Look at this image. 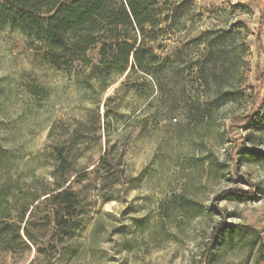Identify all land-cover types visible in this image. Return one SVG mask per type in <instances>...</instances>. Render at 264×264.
Wrapping results in <instances>:
<instances>
[{"label": "rangeland", "instance_id": "obj_1", "mask_svg": "<svg viewBox=\"0 0 264 264\" xmlns=\"http://www.w3.org/2000/svg\"><path fill=\"white\" fill-rule=\"evenodd\" d=\"M187 1L159 26L154 79L108 74L99 45L55 69L43 40L0 26V264L53 243L41 195L60 152L91 171L106 148L122 177L98 196L93 173L73 180L81 224L54 264H198L225 225L217 263L264 264V0Z\"/></svg>", "mask_w": 264, "mask_h": 264}, {"label": "trees", "instance_id": "obj_2", "mask_svg": "<svg viewBox=\"0 0 264 264\" xmlns=\"http://www.w3.org/2000/svg\"><path fill=\"white\" fill-rule=\"evenodd\" d=\"M170 1L178 3L172 10ZM183 4H189V1L0 0V26L8 25L43 40L47 46L45 58L55 69H70L75 62H85L84 55L88 49L99 45L102 64L113 68L108 74L122 75L128 70L127 78L143 72L154 79L151 70L158 63L155 49L159 48L157 40L163 35L159 26L162 22H168ZM168 12H172V15ZM263 18L264 9L260 13V19ZM251 121L252 118L245 117L243 124ZM111 149L104 150L91 171L82 169L75 172L68 170L65 158L60 152V163L52 175L53 181L41 195L48 203L44 219L53 227L52 242H58L59 245L52 243L44 248L37 247L36 256L28 264H54L59 258L55 254L66 252V242L80 226L83 198L73 189V180L80 183L93 173L98 196L106 182L122 177L123 171H118L117 156ZM220 196L244 198L243 194L229 190L223 191ZM35 206L23 225V235L37 245L29 230L35 216ZM23 219L24 214L21 216V220ZM224 227L214 229L198 264H229L217 263L216 260L217 237ZM239 235L241 241L246 233L241 231Z\"/></svg>", "mask_w": 264, "mask_h": 264}]
</instances>
